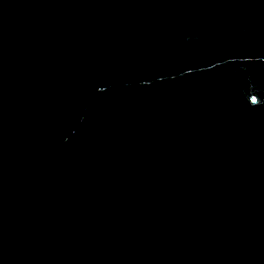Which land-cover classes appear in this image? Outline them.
Segmentation results:
<instances>
[{
	"label": "water",
	"instance_id": "95a60500",
	"mask_svg": "<svg viewBox=\"0 0 264 264\" xmlns=\"http://www.w3.org/2000/svg\"><path fill=\"white\" fill-rule=\"evenodd\" d=\"M0 264H264V0H0Z\"/></svg>",
	"mask_w": 264,
	"mask_h": 264
}]
</instances>
